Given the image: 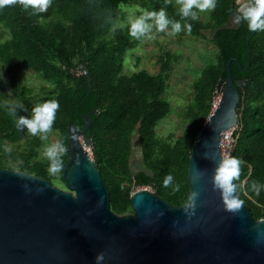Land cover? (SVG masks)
Returning a JSON list of instances; mask_svg holds the SVG:
<instances>
[{
  "label": "trees",
  "instance_id": "1",
  "mask_svg": "<svg viewBox=\"0 0 264 264\" xmlns=\"http://www.w3.org/2000/svg\"><path fill=\"white\" fill-rule=\"evenodd\" d=\"M130 4L141 9L139 15L144 10L166 8L170 19L192 25L190 33L182 30L178 35L208 39L217 50L215 61L207 63L192 83V99L182 114L185 127L178 137L161 140L156 126L171 113L163 94L180 57L163 51L155 74L143 69L130 75L124 72L123 57L137 45L129 26L121 24L125 21L122 9ZM238 6V0H217L215 10L204 17L198 11L194 21L181 19L174 0L167 4L166 0H52L46 12L36 14L20 5L0 9V167L33 174L67 189L62 170L50 173L49 161L39 159V148L47 141L40 135L29 134L22 148L9 149V144L17 145L28 131L18 129L2 106L5 99L18 100L26 111L18 110L17 115L31 118L33 107L56 100L59 110L52 132L67 147L64 163L69 154V123L82 130V116L90 114L86 131L92 139L90 156L108 187L112 212L132 214L130 194L133 188L142 187H150L173 206L185 205L190 196L187 174L192 147L211 113L214 95L220 94L226 64L234 58L240 67L230 62L231 77L245 80L238 88L239 121L231 154L243 161L236 183L246 179L245 191L238 195L254 219L264 218V190L257 196L250 187L254 180L264 184V31H250L244 21L234 23ZM203 32L212 34L208 38ZM248 49L250 65L243 70ZM27 72L43 82L38 97L22 83L21 74ZM135 132L143 169L132 174L131 138ZM168 174L180 185L179 191L163 186Z\"/></svg>",
  "mask_w": 264,
  "mask_h": 264
},
{
  "label": "water",
  "instance_id": "2",
  "mask_svg": "<svg viewBox=\"0 0 264 264\" xmlns=\"http://www.w3.org/2000/svg\"><path fill=\"white\" fill-rule=\"evenodd\" d=\"M249 53L243 70L249 68ZM232 61L240 67L228 60L221 99L189 158L190 195L200 193L194 216L186 218V204L173 206L145 188L130 194L132 214L112 212L108 187L90 156L87 114L82 130L72 122L68 126L69 154L62 168L67 189L0 167V264H96L99 252L105 253L102 264H264V218L254 219L245 204L237 215L225 211L211 183L214 161L222 159L221 135L239 121L238 88L245 80H233ZM136 146L137 132L132 152ZM196 169L205 174L199 183L192 178Z\"/></svg>",
  "mask_w": 264,
  "mask_h": 264
},
{
  "label": "clouds",
  "instance_id": "3",
  "mask_svg": "<svg viewBox=\"0 0 264 264\" xmlns=\"http://www.w3.org/2000/svg\"><path fill=\"white\" fill-rule=\"evenodd\" d=\"M52 0H0V9L14 5H20L27 11L33 10V14L43 13L51 6ZM171 3V0H166V4ZM179 5V15L182 20H197L198 11H213L216 8L217 0H176ZM242 21L247 22L250 31H264V0H239V6L233 18L236 24ZM171 27L169 35L178 34L182 30L191 32L192 25L190 23L181 24L180 21L172 20L168 17L166 8L162 7L158 11L144 10L139 16L130 20L129 35L140 40H154L156 37L153 34V29L157 33L167 32ZM2 78V77H0ZM8 94H11L9 90ZM3 107L7 113L15 119L16 127L20 130L26 129L32 136L40 135L43 140H47L52 132L53 124L56 119V113L59 110V102L56 100L45 101L36 105L32 109L31 118L23 115H17L18 110H25L22 102L18 100L3 101ZM67 152V147L59 140L49 144L44 150V156L49 161V172L58 173L62 170L64 161L63 155ZM205 158L207 154L205 153ZM23 163L22 160L19 161ZM215 168L211 179L214 191L218 192L225 211L237 215L244 207V201L238 195V191H245V182L237 184L236 181L241 176V166L243 161L237 157L226 156L218 161H214ZM204 172L196 169L192 173L194 182L199 183L204 178ZM173 175L168 174L163 180L165 188L172 187L173 191H179L180 185L175 183ZM251 191L257 196L261 190H264V184L259 181L251 182ZM245 194H247L245 192ZM200 193L193 191L188 198V201L183 209L186 218H191L196 213L197 201ZM163 215V213H160ZM264 236V233H261ZM105 259V253L99 252L95 256L96 264H102Z\"/></svg>",
  "mask_w": 264,
  "mask_h": 264
},
{
  "label": "rangeland",
  "instance_id": "4",
  "mask_svg": "<svg viewBox=\"0 0 264 264\" xmlns=\"http://www.w3.org/2000/svg\"><path fill=\"white\" fill-rule=\"evenodd\" d=\"M174 2L177 4L176 0H174ZM140 10L141 9L134 4H130L123 8L122 12L124 13L125 21L121 24L123 26H129L130 20L139 16L138 11ZM208 12L209 11L200 12V14L204 17ZM168 32H171V29H168L167 32L159 33L153 29V34L156 37L154 40L149 41L143 38L140 40L135 39L137 41L136 47L127 51L123 57L124 72L128 75L142 69L155 74L158 70V57L163 51L169 50L180 57L179 62L174 65L173 70L170 72L167 83L168 87L163 94L164 98L171 104V113L156 126L157 136L161 140L167 138L169 135H173L174 137L181 135L185 127L184 122L182 121V114L192 99V83L198 77L201 69L207 63L215 61L217 56L216 48L208 39L203 40L198 37L180 36L178 34L169 35ZM203 34L209 38L212 33L203 32ZM1 70L2 67L0 66V72ZM21 75L22 83L33 88L34 96L38 97L40 86L43 85V82L35 74L30 72L22 73ZM218 95L219 93H216L213 97L211 113L214 110L215 101L218 100V98L216 99ZM28 136L29 133L26 132L24 138H22L17 145L9 144V149L14 150L22 148ZM57 140H59L57 132H51L47 141H45L39 148L40 160L46 159L44 156L45 148ZM130 168L132 174L143 169L139 146H136V149L132 152ZM142 188L152 191L150 187ZM136 190L137 188H133L132 192Z\"/></svg>",
  "mask_w": 264,
  "mask_h": 264
},
{
  "label": "built area",
  "instance_id": "5",
  "mask_svg": "<svg viewBox=\"0 0 264 264\" xmlns=\"http://www.w3.org/2000/svg\"><path fill=\"white\" fill-rule=\"evenodd\" d=\"M236 130H237V126L232 128L231 130L224 132L221 135L220 148H221L222 158L226 156H231L232 151L236 144V138L234 137V133Z\"/></svg>",
  "mask_w": 264,
  "mask_h": 264
},
{
  "label": "bare ground",
  "instance_id": "6",
  "mask_svg": "<svg viewBox=\"0 0 264 264\" xmlns=\"http://www.w3.org/2000/svg\"><path fill=\"white\" fill-rule=\"evenodd\" d=\"M218 98V100H216L215 101V106H214V110L216 109V107L218 106V104H219V101H220V99H221V92H220V94L216 97V99ZM214 105V104H213ZM213 109V108H212ZM213 110V111H214Z\"/></svg>",
  "mask_w": 264,
  "mask_h": 264
}]
</instances>
